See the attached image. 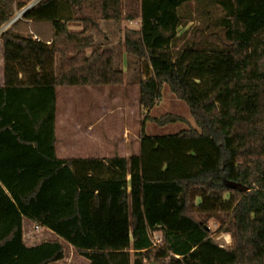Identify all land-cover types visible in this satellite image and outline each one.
<instances>
[{
    "label": "trees",
    "instance_id": "16d2710c",
    "mask_svg": "<svg viewBox=\"0 0 264 264\" xmlns=\"http://www.w3.org/2000/svg\"><path fill=\"white\" fill-rule=\"evenodd\" d=\"M12 2L0 0V27ZM86 6L103 21H139L123 37L149 71L128 158L55 154L56 89L123 84L111 51L86 53L98 28ZM0 41V264L63 261L60 240L87 264H264V0H41ZM162 84L197 129L145 134L146 122L183 121L148 115ZM24 217L57 239L25 246ZM209 219L229 247L209 236Z\"/></svg>",
    "mask_w": 264,
    "mask_h": 264
},
{
    "label": "rangeland",
    "instance_id": "374dc122",
    "mask_svg": "<svg viewBox=\"0 0 264 264\" xmlns=\"http://www.w3.org/2000/svg\"><path fill=\"white\" fill-rule=\"evenodd\" d=\"M28 1L30 0H13L12 17ZM86 11V14H92V19H95L99 24L97 29L89 27L86 32V35L91 36L94 41L93 46L86 50V53H90L95 48L111 51L113 69L122 72L123 84L105 88L67 87L69 89L59 88L57 90L55 132L60 143L59 150H75L80 154L90 153L91 150H100L108 152L109 155L116 154L120 150L129 157L135 151L138 153L139 145L138 135L141 116L137 105L138 83L149 73L143 61H139L125 52L123 44L124 31L127 28L137 29L138 24L135 21H121L119 23L103 21L98 14L92 13L91 9H86ZM189 26L192 24H187L185 28L178 29V34L187 28L190 29ZM72 30L80 32L82 25ZM208 40L217 43L213 38ZM55 72H58V57L56 58ZM165 114L177 115L182 117L183 121L165 126L146 122L144 125L145 134L163 136L177 133L189 127L197 129L186 104L178 100L166 84H162L159 98L149 109L148 115L159 118ZM247 184L248 182L244 181L240 186L245 187ZM229 195L230 193H225L224 199L227 200ZM198 202L199 199H196L195 203ZM218 227V221L209 219L206 225L209 236L218 246L229 247L231 245L230 236L219 233ZM33 229L35 231L36 227ZM150 238L153 246H160V232L150 233ZM60 242L63 245L65 257L63 261L57 262V264H87V261L79 257L70 245L62 240Z\"/></svg>",
    "mask_w": 264,
    "mask_h": 264
},
{
    "label": "crops",
    "instance_id": "0c3cea01",
    "mask_svg": "<svg viewBox=\"0 0 264 264\" xmlns=\"http://www.w3.org/2000/svg\"><path fill=\"white\" fill-rule=\"evenodd\" d=\"M28 2H25L23 4V6L28 4ZM86 7H87V9H90L89 6H86ZM135 22H137V24L139 26V21H135ZM79 25H81L80 22L74 21V22L68 23L67 26H68L69 31L74 32V30H72V29L79 27ZM75 32H79V31H75ZM56 58L57 57H55V65H56ZM2 84H3L2 44L0 41V86H2ZM69 88H74V87H69ZM69 88H67V89H69ZM103 88H105V87H103ZM58 89L59 88L56 89V93H57ZM56 100H57V98H56ZM55 115H56V113H55ZM55 136H56V132H55ZM98 143H96V144H98ZM59 145H60V143L57 140V136H56L55 154H56L57 158H60V159H109V158H113L116 156L128 158L125 155V152L120 151V150H118L116 154H111V155H109L108 152L100 151V150H94V151L91 150L90 153L80 154L79 152H77L75 150H63V149L59 150ZM137 154H138L137 151H135V152L131 153L130 155H137ZM25 221H27V222H25ZM34 227H36L35 231L33 229ZM55 239H57V236L55 234H53L50 230L35 225L34 222H32L31 220H29L25 217L22 219V241H23L25 246L33 247V246H36L37 244H39L41 242L51 241V240H55ZM51 264H57V263H51Z\"/></svg>",
    "mask_w": 264,
    "mask_h": 264
},
{
    "label": "built area",
    "instance_id": "2783aa9c",
    "mask_svg": "<svg viewBox=\"0 0 264 264\" xmlns=\"http://www.w3.org/2000/svg\"><path fill=\"white\" fill-rule=\"evenodd\" d=\"M41 0H30L28 4L21 7L19 11L4 25L0 27V34L5 31L10 25H12L17 20L21 19L22 15L30 8L36 6Z\"/></svg>",
    "mask_w": 264,
    "mask_h": 264
},
{
    "label": "water",
    "instance_id": "95a60500",
    "mask_svg": "<svg viewBox=\"0 0 264 264\" xmlns=\"http://www.w3.org/2000/svg\"><path fill=\"white\" fill-rule=\"evenodd\" d=\"M239 189H240V190H245L244 187H241V186L239 187Z\"/></svg>",
    "mask_w": 264,
    "mask_h": 264
}]
</instances>
